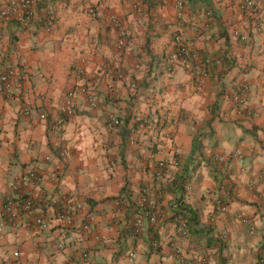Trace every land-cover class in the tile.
Listing matches in <instances>:
<instances>
[{"label": "crops", "instance_id": "1", "mask_svg": "<svg viewBox=\"0 0 264 264\" xmlns=\"http://www.w3.org/2000/svg\"><path fill=\"white\" fill-rule=\"evenodd\" d=\"M240 1L185 0L177 18L175 0H36L28 25L0 20V71L15 66L28 75L20 92L0 93V264L12 263L14 249L20 264H73L81 251L89 258L75 264H255L264 254V31L255 30ZM50 12L55 20L48 30ZM112 18L126 31L122 49ZM237 29L248 40L239 39ZM175 32L192 58L167 72L161 63L174 50ZM205 57L217 62L199 79L193 70ZM81 59L82 81L94 88L97 103L77 93L62 133L70 151L62 161L49 122L59 116ZM104 64L124 73L112 88L104 74L98 83L90 81ZM131 80L139 89L128 88ZM149 83L156 89L152 99L141 92ZM236 93H244L243 105L233 99ZM138 110L147 117L144 130L135 128ZM111 114L119 125L109 123ZM173 156L179 165L167 166L156 181V162ZM56 164L63 174L55 183L49 175ZM27 168L45 178L25 189L26 196L72 195L83 202L82 215L92 217L90 229L62 233L52 209L46 211L47 230L27 235L22 226L7 224L4 199L16 194L12 184ZM144 187L152 197L161 193L166 217L154 224L145 219L132 238ZM32 212L21 219L29 221L38 209ZM177 213L188 218V238L179 236ZM238 214L250 219L254 232ZM61 239L65 249L58 250Z\"/></svg>", "mask_w": 264, "mask_h": 264}, {"label": "built area", "instance_id": "2", "mask_svg": "<svg viewBox=\"0 0 264 264\" xmlns=\"http://www.w3.org/2000/svg\"><path fill=\"white\" fill-rule=\"evenodd\" d=\"M185 0H175L174 6L176 8V17L181 18L183 15ZM36 0H9L0 1V20L4 22L15 21L20 25H28L35 14ZM239 9L241 12L249 19H252L254 23V28L258 32L264 31V12L261 3L258 0H241L239 3ZM88 11L90 13L94 12V8L89 6ZM55 16L52 12L49 13L46 18L45 28L48 30L53 26ZM113 25L118 29L119 41L117 42V48L122 49L123 38L126 36V31L124 30L121 22L117 18H112ZM234 34L241 40H248V33L245 30L237 29ZM172 40L174 43V50L168 54L165 60L161 63L162 68L167 72L173 71L177 66H185L188 61L192 58L189 44L183 39L181 33L175 32L172 35ZM84 59H81L79 63L75 64L72 72L76 76L73 85L65 92L62 104L59 108V116L56 119H52L49 122V130L55 135V141L53 146L58 152V156L62 161L67 160L69 155V147L64 142L62 133L65 126V121L68 117L75 113L76 101L75 97L77 93H82L86 96L87 101L91 105H96L97 98L94 92V88L89 86V83L83 82L82 79L86 77V71L84 67ZM217 61L211 57H205L199 62L198 66L193 70V73L198 76V78H205L210 67H212ZM138 67V65H136ZM90 75V81L92 84H96L101 80V75L104 74L107 81L108 87L112 88L115 79H123L124 73L116 69L114 64H104L101 66L99 71ZM28 75L26 71L21 69V67L10 66L2 71H0V93H11L13 91L20 92L23 88L24 82L27 80ZM90 82V83H91ZM128 88L132 91L139 89L138 83L136 81H129ZM242 90H247L244 86ZM143 97L147 99H152L155 95L156 89L154 84L149 83L147 86L142 88ZM246 91H244L245 93ZM244 93H236L233 97L235 102L239 105H243L245 102ZM249 112V111H248ZM22 113L25 115L30 114L29 108H23ZM38 117L46 121L47 114L45 112H39ZM134 124L135 128L138 130H144L148 127L147 117L144 112L136 111L134 114ZM109 123L112 125H119L121 120L116 115H109ZM170 136V135H169ZM235 156L241 158V152L236 150ZM219 158L218 156L215 157ZM179 165V160L176 156L171 157L168 160L161 159L156 162V169L154 172V179L160 181L164 176V170L167 166L177 167ZM63 168L60 164H56L49 175L51 181H56L62 176ZM45 176L40 171L34 168L25 169L19 180L12 184V190L16 193L14 196H7L4 199L3 204V216L7 224L12 227L22 226L25 229V233L28 235L31 229L37 231H44L50 228V218L46 216V211L52 209L53 217L58 225L59 230L66 234L72 231L85 232L90 229V221L92 217L90 215H82L83 202L72 195L59 193L55 197H46V200L41 197L35 201L33 198L26 196L24 190L37 186L43 182ZM196 180V176L193 181H188L186 184L187 188H191L192 184ZM193 182V183H192ZM161 193L157 192L153 195L149 193L147 187H144L140 193L138 200V210L139 215L135 218L133 223L131 237L136 238L141 232L143 227V222L147 219L150 223H156L166 217L165 210L159 205V199ZM220 210L224 211L227 209L226 204L221 203L219 205ZM38 212L33 214L29 221H23L22 215L33 213V210ZM237 217L243 222L249 225L250 232H254V225L251 223L250 219L242 214H238ZM213 219V216H211ZM177 229L180 237L188 238L190 236V228L188 223V218L181 214H176ZM0 232H2V227L0 226ZM57 249H65L64 239H61L57 243ZM12 263L20 264V252L18 249L12 251ZM89 258V252L81 251L76 258H72V263L85 262ZM128 260L132 261L134 258V252H127ZM78 260V261H76ZM56 264V263H55ZM255 264H264V254L258 257Z\"/></svg>", "mask_w": 264, "mask_h": 264}, {"label": "rangeland", "instance_id": "3", "mask_svg": "<svg viewBox=\"0 0 264 264\" xmlns=\"http://www.w3.org/2000/svg\"><path fill=\"white\" fill-rule=\"evenodd\" d=\"M11 254H12V251H11Z\"/></svg>", "mask_w": 264, "mask_h": 264}]
</instances>
